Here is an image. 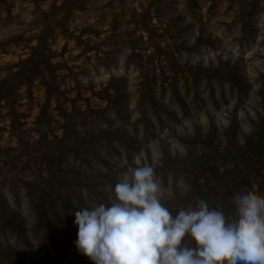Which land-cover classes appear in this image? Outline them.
<instances>
[{"label":"rangeland","instance_id":"rangeland-1","mask_svg":"<svg viewBox=\"0 0 264 264\" xmlns=\"http://www.w3.org/2000/svg\"><path fill=\"white\" fill-rule=\"evenodd\" d=\"M263 130L264 0H0V264H92L74 211L129 167L233 214Z\"/></svg>","mask_w":264,"mask_h":264},{"label":"clouds","instance_id":"clouds-1","mask_svg":"<svg viewBox=\"0 0 264 264\" xmlns=\"http://www.w3.org/2000/svg\"><path fill=\"white\" fill-rule=\"evenodd\" d=\"M105 191L74 211L76 248L92 264H264V195L252 187L233 194V214L200 198L173 214L175 193L148 164Z\"/></svg>","mask_w":264,"mask_h":264},{"label":"trees","instance_id":"trees-1","mask_svg":"<svg viewBox=\"0 0 264 264\" xmlns=\"http://www.w3.org/2000/svg\"><path fill=\"white\" fill-rule=\"evenodd\" d=\"M263 133H264V130H263ZM260 134H262V133H260ZM259 137H260V139H259V141L255 144V147H254V149L252 150L251 155H249V156L247 157V159H246V161H245V163H244V166H245V167L250 166L251 162H253V158H254V157L257 158L256 155H255V152L260 151V150H262V148H263V144H264V134H263V136H262V135H259ZM247 150H248V149H247ZM247 150H246V151H247Z\"/></svg>","mask_w":264,"mask_h":264}]
</instances>
